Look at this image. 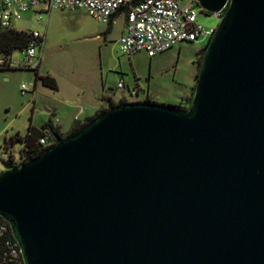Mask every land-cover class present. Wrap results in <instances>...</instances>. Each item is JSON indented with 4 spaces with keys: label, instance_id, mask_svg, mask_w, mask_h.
<instances>
[{
    "label": "water",
    "instance_id": "1",
    "mask_svg": "<svg viewBox=\"0 0 264 264\" xmlns=\"http://www.w3.org/2000/svg\"><path fill=\"white\" fill-rule=\"evenodd\" d=\"M222 11L185 106L114 105L0 174L24 264H264V0Z\"/></svg>",
    "mask_w": 264,
    "mask_h": 264
},
{
    "label": "rangeland",
    "instance_id": "2",
    "mask_svg": "<svg viewBox=\"0 0 264 264\" xmlns=\"http://www.w3.org/2000/svg\"><path fill=\"white\" fill-rule=\"evenodd\" d=\"M42 16L39 22L32 12H25L13 27L44 35L38 73L53 77L57 88L35 81L33 70H0V174L7 162L21 165L23 143L7 142L24 136L29 126L41 129L51 123L65 139L76 122H85L109 102L135 98L128 90L134 86L152 102L166 105L184 106L192 97L202 60L196 54L203 44L182 42L152 57L145 52L127 56L117 43L125 24L122 13L110 26L82 9L52 8ZM197 18L206 28L215 29L220 22L199 11ZM12 56L16 58L18 51ZM120 81L122 89L117 88Z\"/></svg>",
    "mask_w": 264,
    "mask_h": 264
},
{
    "label": "built area",
    "instance_id": "3",
    "mask_svg": "<svg viewBox=\"0 0 264 264\" xmlns=\"http://www.w3.org/2000/svg\"><path fill=\"white\" fill-rule=\"evenodd\" d=\"M52 8L82 9L99 22L107 24L115 15L122 13L125 24L117 43L120 51L127 56L145 52L152 57L182 42L201 43L205 47L214 31V28H206L198 22V11L205 12L195 0H0V30L15 29L13 23L28 11L40 22L43 20L42 13ZM213 15L221 18L222 11ZM24 32L29 35L27 45L15 50L18 51L16 58H13V52L0 53V68L38 71L44 35L37 30ZM123 87L120 81L117 88ZM24 88L22 85L21 89ZM128 90L130 96L135 98L127 102L148 98V94L138 86ZM78 120L76 117L75 121ZM55 143L53 135L47 132L38 139V145L43 151ZM9 231L8 224L1 222L0 264H24L18 243L8 237Z\"/></svg>",
    "mask_w": 264,
    "mask_h": 264
},
{
    "label": "trees",
    "instance_id": "4",
    "mask_svg": "<svg viewBox=\"0 0 264 264\" xmlns=\"http://www.w3.org/2000/svg\"><path fill=\"white\" fill-rule=\"evenodd\" d=\"M210 14V13H208ZM112 24V19L108 23L110 26ZM29 35L24 31H17L15 29L0 30V53L9 54L15 50L22 49L27 45ZM7 68H0V70H6ZM35 81H40L43 85L48 86L52 89H56V81L53 77L49 75H40L37 70H34ZM144 101H151L149 98L144 99ZM127 103L124 99L119 100L116 104L109 102L106 108L101 109L99 112L94 115L87 117L85 122L79 123L76 122L75 126L68 133L67 137L76 133L82 129L90 120L96 117L103 110L113 107L114 105H122ZM44 132L52 134L53 132L59 133L58 129L54 127L51 123L46 124L41 129L29 126L27 132L24 136H16L11 138L7 143H12L13 141H21L23 143V148L21 153L24 157L21 164L27 163L40 155L43 152V149L38 145V139L44 135ZM9 163V162H7ZM13 167H18L13 165ZM6 223L2 218H0V223ZM8 237L12 238L11 232H8Z\"/></svg>",
    "mask_w": 264,
    "mask_h": 264
},
{
    "label": "flooded vegetation",
    "instance_id": "5",
    "mask_svg": "<svg viewBox=\"0 0 264 264\" xmlns=\"http://www.w3.org/2000/svg\"><path fill=\"white\" fill-rule=\"evenodd\" d=\"M202 48H203V47H201V49H202ZM201 49H200V50H201ZM200 50H199V51H200ZM202 55H203V54H201V55H199V56H196V57H197V58H201V57H202ZM184 106H185V105H184ZM60 138H61V139H63V137H62V136H60Z\"/></svg>",
    "mask_w": 264,
    "mask_h": 264
},
{
    "label": "crops",
    "instance_id": "6",
    "mask_svg": "<svg viewBox=\"0 0 264 264\" xmlns=\"http://www.w3.org/2000/svg\"><path fill=\"white\" fill-rule=\"evenodd\" d=\"M122 32H123V31H122ZM122 32H121V33H122ZM148 98H149V95H148ZM149 99H150V98H149ZM150 100H151V99H150Z\"/></svg>",
    "mask_w": 264,
    "mask_h": 264
}]
</instances>
